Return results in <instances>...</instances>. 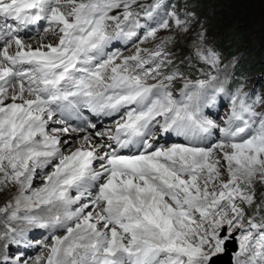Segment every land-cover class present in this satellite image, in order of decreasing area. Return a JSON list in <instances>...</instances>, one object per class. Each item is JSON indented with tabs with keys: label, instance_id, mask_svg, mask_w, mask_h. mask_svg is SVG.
<instances>
[{
	"label": "snow or ice",
	"instance_id": "1",
	"mask_svg": "<svg viewBox=\"0 0 264 264\" xmlns=\"http://www.w3.org/2000/svg\"><path fill=\"white\" fill-rule=\"evenodd\" d=\"M221 64L169 0H0V264H264V94Z\"/></svg>",
	"mask_w": 264,
	"mask_h": 264
},
{
	"label": "rangeland",
	"instance_id": "2",
	"mask_svg": "<svg viewBox=\"0 0 264 264\" xmlns=\"http://www.w3.org/2000/svg\"><path fill=\"white\" fill-rule=\"evenodd\" d=\"M238 1H241L249 8L250 19L248 23L247 21L245 22L246 24L242 30L232 33L231 31L234 27L225 29L219 23V18L215 11L219 9L220 6H216V1L169 0V2L179 8L181 12L190 11L191 13H194V19L199 21L203 27L207 29L208 40L211 41V43L221 53L222 68L225 66L228 68V64H230V62H234L231 69L219 72L220 79L227 78L233 89L243 87L244 91L252 92L254 90L258 94H264V0ZM164 34L165 33H161V35ZM235 37H238L242 44L239 48L234 49L233 53L230 54V46L232 43H229V40ZM29 39L35 43L37 34L29 37ZM192 39V36L180 35L176 38L174 44L169 45V47H175V50L171 55L176 63V66L180 68V71L183 72L185 76H188L191 79H196L201 77V73L204 69H202L200 65L195 62L194 57L191 55ZM176 45H179V47H176ZM119 47L125 55L129 54L131 51V48L125 49L120 45ZM257 67L260 68L258 72H251V70H254V68ZM234 74L237 75L235 76ZM222 102L223 101L220 102L221 106L218 107V112L216 113V115L221 118L228 111V103L223 104ZM35 186H39V183L37 182ZM256 191L258 194L264 192V187L257 186ZM14 195L15 193L11 190V188H8L7 190L0 189V207H3L4 202ZM2 219L3 218L0 217V220ZM42 231L43 232L41 234L45 232L44 230ZM38 233V230H35L29 235L28 239H30L32 244L35 245V248L32 253H29L30 251L26 252V255L28 256L37 255L41 250L36 247L38 241H32L34 238H39L38 236L40 233ZM45 235L46 237L44 239L46 240L51 235H63V232H53L49 230V232ZM42 242L44 243L43 240H41L40 243L42 244ZM47 242L50 243L51 241L48 239Z\"/></svg>",
	"mask_w": 264,
	"mask_h": 264
},
{
	"label": "trees",
	"instance_id": "3",
	"mask_svg": "<svg viewBox=\"0 0 264 264\" xmlns=\"http://www.w3.org/2000/svg\"><path fill=\"white\" fill-rule=\"evenodd\" d=\"M214 1H216L217 3L216 6H220V8L217 9L215 12L219 18L218 21L223 28L227 29L234 27V29L231 32L236 33L244 28L246 21L247 23L249 22L250 19L249 8L245 6L244 3H242L241 1L238 0L237 1L214 0ZM229 43H232L230 46V54H232L234 49L239 48L240 45L242 44L241 40L238 39V37L231 38V40H229ZM259 67L254 68V70H251V72L259 71L260 69Z\"/></svg>",
	"mask_w": 264,
	"mask_h": 264
},
{
	"label": "bare ground",
	"instance_id": "4",
	"mask_svg": "<svg viewBox=\"0 0 264 264\" xmlns=\"http://www.w3.org/2000/svg\"><path fill=\"white\" fill-rule=\"evenodd\" d=\"M29 39V38H28ZM29 40H31V39H29ZM32 41V40H31ZM232 61V60H231ZM233 65H234V62H230V64H228V68L227 69H231L232 67H233ZM223 104H224V102H222ZM215 111V113H217L218 112V108L217 109H215L214 110ZM215 118V117H214ZM170 142H182V141H178V140H176L175 138L172 140V141H170ZM10 190V189H9ZM35 230H38V232L40 233V235L38 236L39 238H34L32 241H34V240H36V241H38V242H41V240H39V239H41V237H43V241L45 240L44 238L46 237V233L47 232H49V230H44L45 232L43 233V234H41V231L43 230V229H35ZM34 230V231H35ZM33 230L28 234V238H29V235L31 234V233H33L34 232ZM38 233V234H39ZM52 234V233H51ZM33 235V234H32ZM31 235V236H32ZM47 237H48V235H47ZM29 240V242L32 244V242H31V240L30 239H28ZM33 245V244H32ZM228 247H229V249H232V246H231V243H229L228 244ZM34 248H35V245H33L32 247H29L28 249H29V253H32L33 251H34ZM228 257H227V254H225L223 257H218L217 258V261H216V264H226L225 262H226V259H227Z\"/></svg>",
	"mask_w": 264,
	"mask_h": 264
},
{
	"label": "water",
	"instance_id": "5",
	"mask_svg": "<svg viewBox=\"0 0 264 264\" xmlns=\"http://www.w3.org/2000/svg\"><path fill=\"white\" fill-rule=\"evenodd\" d=\"M231 246H232V249H228V251H227V255H228V256L230 255V251H234V250L236 249L235 244L231 243ZM234 246H235V247H234ZM228 256H227V257H228ZM227 259H228V258H227ZM228 264H231V262L228 261Z\"/></svg>",
	"mask_w": 264,
	"mask_h": 264
}]
</instances>
